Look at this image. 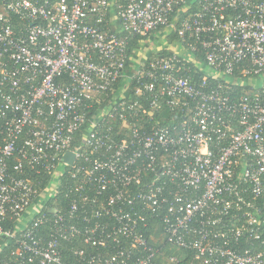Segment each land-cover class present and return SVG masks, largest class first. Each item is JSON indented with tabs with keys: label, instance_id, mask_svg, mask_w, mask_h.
I'll use <instances>...</instances> for the list:
<instances>
[{
	"label": "built area",
	"instance_id": "2783aa9c",
	"mask_svg": "<svg viewBox=\"0 0 264 264\" xmlns=\"http://www.w3.org/2000/svg\"><path fill=\"white\" fill-rule=\"evenodd\" d=\"M0 264H264V0H0Z\"/></svg>",
	"mask_w": 264,
	"mask_h": 264
},
{
	"label": "rangeland",
	"instance_id": "374dc122",
	"mask_svg": "<svg viewBox=\"0 0 264 264\" xmlns=\"http://www.w3.org/2000/svg\"><path fill=\"white\" fill-rule=\"evenodd\" d=\"M162 33H159L158 35L155 34L154 36H151L149 39H147V42H149L153 48L161 47L166 42L162 39ZM171 48L173 46L171 45ZM171 51H177L175 49H170ZM63 159L65 162L70 163L72 161V155L70 153H65L63 156ZM61 167V165H59Z\"/></svg>",
	"mask_w": 264,
	"mask_h": 264
},
{
	"label": "trees",
	"instance_id": "16d2710c",
	"mask_svg": "<svg viewBox=\"0 0 264 264\" xmlns=\"http://www.w3.org/2000/svg\"><path fill=\"white\" fill-rule=\"evenodd\" d=\"M136 43H137L136 40H131L130 43H129V49H132L136 45ZM192 74L195 76V80L196 81L199 80L200 79V76L202 75L201 73L196 74L194 70H192ZM239 92H241V91H239Z\"/></svg>",
	"mask_w": 264,
	"mask_h": 264
}]
</instances>
